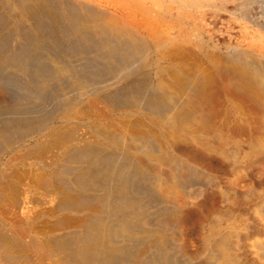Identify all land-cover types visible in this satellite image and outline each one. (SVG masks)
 Returning a JSON list of instances; mask_svg holds the SVG:
<instances>
[{"label": "bare ground", "instance_id": "bare-ground-1", "mask_svg": "<svg viewBox=\"0 0 264 264\" xmlns=\"http://www.w3.org/2000/svg\"><path fill=\"white\" fill-rule=\"evenodd\" d=\"M262 231L264 0H0V264H253Z\"/></svg>", "mask_w": 264, "mask_h": 264}, {"label": "rangeland", "instance_id": "rangeland-1", "mask_svg": "<svg viewBox=\"0 0 264 264\" xmlns=\"http://www.w3.org/2000/svg\"><path fill=\"white\" fill-rule=\"evenodd\" d=\"M262 233H264V231H262ZM253 264H264V261H261V259L255 260Z\"/></svg>", "mask_w": 264, "mask_h": 264}]
</instances>
